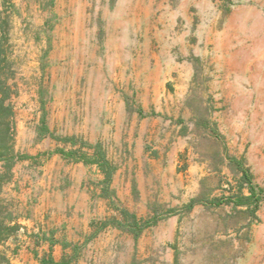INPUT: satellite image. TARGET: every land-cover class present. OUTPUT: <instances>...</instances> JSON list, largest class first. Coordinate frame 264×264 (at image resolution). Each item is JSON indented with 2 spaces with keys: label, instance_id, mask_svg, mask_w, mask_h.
Returning a JSON list of instances; mask_svg holds the SVG:
<instances>
[{
  "label": "rangeland",
  "instance_id": "1",
  "mask_svg": "<svg viewBox=\"0 0 264 264\" xmlns=\"http://www.w3.org/2000/svg\"><path fill=\"white\" fill-rule=\"evenodd\" d=\"M0 58L11 264H264V0H0Z\"/></svg>",
  "mask_w": 264,
  "mask_h": 264
},
{
  "label": "trees",
  "instance_id": "2",
  "mask_svg": "<svg viewBox=\"0 0 264 264\" xmlns=\"http://www.w3.org/2000/svg\"><path fill=\"white\" fill-rule=\"evenodd\" d=\"M5 59L0 58V71L2 70V61ZM1 79V72H0ZM8 94V86L6 82L0 80V190L3 187V184L9 177V173L11 167L13 165V145L9 141L8 135L10 134V130L12 127L11 116L13 115L12 107L10 104L6 103V96ZM68 155H73V153H67ZM81 158V157H80ZM81 159L87 162H97L100 165V168L106 173L107 181L110 180L112 171L110 169L109 161L106 158L105 153L102 151L101 146L97 147L96 157L94 159H87V157H82ZM240 167H242V163L238 159H233ZM243 168V167H242ZM243 175L241 179V185L244 186L248 184L250 187L251 194L248 198L259 202L261 197H264V188H258L253 184L252 175L247 169H242ZM195 200L188 204L189 207H192L195 204ZM221 203V201H219ZM124 213L127 215L129 219L132 220L131 230L135 233H139L146 226L150 225L151 222L142 224L136 217V215L128 213L127 210H124ZM115 224L123 226L122 223H118L114 221ZM10 230L12 228L8 226H4L0 224V245L5 238L10 235ZM11 264L8 256L4 251L0 249V264ZM53 257H47L43 259L42 264H52Z\"/></svg>",
  "mask_w": 264,
  "mask_h": 264
}]
</instances>
